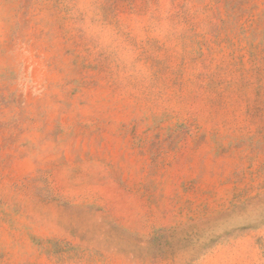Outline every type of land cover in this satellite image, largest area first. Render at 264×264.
I'll return each instance as SVG.
<instances>
[{
	"label": "rangeland",
	"instance_id": "rangeland-1",
	"mask_svg": "<svg viewBox=\"0 0 264 264\" xmlns=\"http://www.w3.org/2000/svg\"><path fill=\"white\" fill-rule=\"evenodd\" d=\"M0 264H264V0H0Z\"/></svg>",
	"mask_w": 264,
	"mask_h": 264
}]
</instances>
